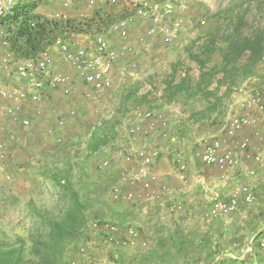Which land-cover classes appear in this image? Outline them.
Returning <instances> with one entry per match:
<instances>
[{
  "label": "trees",
  "instance_id": "trees-1",
  "mask_svg": "<svg viewBox=\"0 0 264 264\" xmlns=\"http://www.w3.org/2000/svg\"><path fill=\"white\" fill-rule=\"evenodd\" d=\"M52 1L54 3L56 0H49ZM40 2L41 0H19L10 12L0 16V29L5 32L16 59L34 58L57 41L70 40L76 36L93 37L111 22L109 15L97 13L86 18L51 19L37 13ZM263 52L264 31L254 27L246 13L230 18L225 27L214 28L190 43L186 54L188 60L196 66L197 74L193 75L190 67H182L177 77V67L181 65L174 64L172 74L162 82L160 102L162 105L181 103L188 108L194 101H202L204 107L196 110L191 115L192 119L202 122L198 125L199 129L213 126L217 123L215 112L223 107L233 92L252 80L259 81L256 72ZM81 95L80 104L79 97L70 100V103L76 101L75 109L78 112L72 118L74 122L71 128L63 132L64 137L60 133L53 134L52 129L47 133L51 136L49 141L55 139L59 144V154L49 156L46 160L48 166L39 167L37 177L51 182L55 190L54 204L51 209H47L37 208L31 201L28 202L27 207L34 221L33 228L24 236L16 234L14 240L0 234V264H69L73 257L71 253L77 252V247L87 235L90 221L88 207L91 204L89 192L108 190L110 207L126 203L114 200L110 194L117 172L113 169L101 171L99 162L94 158L108 152L118 142L122 136L120 128L125 115L131 107H141L139 103L145 102L147 97L144 94L136 95L131 90L123 94L118 102L116 100L118 106L107 120L102 115L88 114L83 94ZM124 96L128 98L127 106H131L120 114L117 110H120L119 105ZM59 111L60 108L57 113ZM62 114L60 112L57 115ZM89 121L93 123L92 131L85 141L83 152H72L71 148L77 147L79 140L88 132L83 127H87ZM195 150L193 149V154ZM78 154L82 158L72 163L70 156ZM6 166L7 170L12 167L8 156ZM9 174L12 177L10 171ZM35 183L36 181L32 185L36 186ZM9 185L11 184L3 187L0 195V209L3 213L7 209L3 195L8 191L6 188ZM208 208L202 211L205 227L202 230L199 227L196 231L180 235L179 239L171 238L169 243L159 240L158 251L149 248L147 239L148 247L142 253L140 264H151L153 261L156 264H264L260 259V252L264 249L259 247V240L264 237V228L257 231L252 229L254 216L248 219L250 215L244 216L237 211L209 218L206 216ZM95 217L97 216L92 214L91 219L107 220ZM247 232L248 235L245 236ZM248 246L251 247L249 252L246 251Z\"/></svg>",
  "mask_w": 264,
  "mask_h": 264
},
{
  "label": "built area",
  "instance_id": "built-area-1",
  "mask_svg": "<svg viewBox=\"0 0 264 264\" xmlns=\"http://www.w3.org/2000/svg\"><path fill=\"white\" fill-rule=\"evenodd\" d=\"M18 1L0 0V16L10 12ZM108 9H118V16L110 18L113 22L93 36L92 44L79 46L71 39L57 41L31 59H16L5 32L0 29V116L8 118L13 125L30 128L34 119L45 114L42 103L47 96L51 98L50 92L69 101L75 94L76 83L83 89V98L87 103L101 98L104 93L111 96L116 87V78L135 76L138 70L135 44L144 41L140 27H145L144 35L147 38L172 41L184 25L180 19H173V0H56L50 18H86L96 13L103 16L109 15L106 13ZM74 11L78 13H69ZM135 30H138L137 34ZM108 35L113 36L112 40L116 41L114 44L109 42L112 40L108 39ZM56 62H59L60 68H57L58 65L55 67ZM260 63L264 64V52ZM6 75L7 79H11L9 84L11 81L17 84L8 88L5 84ZM156 107L155 103L147 107H132L122 121L121 138L126 137L128 140L126 145H121L123 161L132 167L133 172L124 174L123 185L112 187L110 194L114 200L126 203L138 199L151 201L161 198L168 191L166 184L160 185L157 190L153 189V184L159 178L155 170L156 163L163 153L160 147H146L145 142L160 139L173 144L176 139V132L172 134L173 128L182 129L186 121L177 111L162 113ZM236 108L239 113L229 118L220 135L203 137L198 141L194 157L201 165L215 167L225 173L238 165V154L257 165L262 163V157L255 152L251 141L253 138L264 144V85L253 86L249 95L236 103ZM66 115L72 119L77 111L75 108L69 109ZM62 120L59 119L56 125H63ZM247 131L251 137L242 136L238 139ZM5 146L0 140V195L3 187L12 181L6 166ZM173 164L177 179L183 185L187 184L188 165L181 152L174 154ZM109 166V159L99 162L101 171L109 169ZM254 199L252 189L243 185L225 198L217 195L212 197L206 216L213 218L233 214L238 211L240 204L250 205ZM182 210V202L174 200L158 217V222L164 223L169 216ZM95 238L114 250H144L148 247L147 239L133 224L120 225L109 220H93L88 224L86 237L77 247L80 257L86 258L90 254ZM259 247L264 249V237L259 240ZM246 251H251V247L248 246ZM69 264L80 263L71 261ZM106 264H119L118 257Z\"/></svg>",
  "mask_w": 264,
  "mask_h": 264
},
{
  "label": "crops",
  "instance_id": "crops-1",
  "mask_svg": "<svg viewBox=\"0 0 264 264\" xmlns=\"http://www.w3.org/2000/svg\"><path fill=\"white\" fill-rule=\"evenodd\" d=\"M179 10L174 13L173 19H180L184 23V26L186 25V28H183L180 34H178V36L172 41H167L163 38H147L144 35L145 30L143 28L145 27H140L144 37V41H139L135 44L136 60L139 64L138 70L135 73V76L116 78L115 82V85L120 86L121 91L119 92V94L128 93L130 90L134 91L136 95L144 94L146 95L147 100L152 101L149 105H153L154 101H156V110H159L162 113H168L171 110H179L184 120L187 121V123L182 129L178 130L173 128L172 134L174 133L175 135L176 132V139L173 144L159 139L158 143L154 140L151 142V146H149L153 148L160 147L164 152L162 154L161 159H159V161L156 163L155 170L158 172L159 178L158 181L153 184V189L157 190L160 185L166 184L168 186L167 193H164L161 198L156 200L147 201L144 199H138L136 202L111 206L110 209L112 210V212L106 215L105 217L107 220H110L115 223H125L128 220H131V223L140 230L144 238L148 239L149 248H153V250L156 251L160 250L158 246L159 240L164 241L165 243H169L171 238L179 239L180 235L182 234H187L188 232L196 231L195 229L198 230L199 227L201 230L205 228L203 227L204 222L201 216L202 211L209 207L212 197H214L215 195L220 197L217 192L222 191V189L226 191L227 189L225 188L231 189V186L233 184H228L226 187H223L224 185L221 182L226 180L228 176H231L233 174V171L234 173L239 172L237 176L241 174V176L251 178L252 182H254L255 184L254 186H260L259 189H262L264 187V144L257 142L253 138L251 141L252 146L255 152L259 153L262 157V163L260 165H257L253 161L246 159L240 154H238L240 157L238 165L225 173L220 172L215 167H206L209 170H213L212 174L208 176L203 174L204 176L202 175L203 177H201L202 180L206 181L209 185L212 184V189L214 190L212 193H210L211 191H209L208 194L210 195V197L208 200V197H205L203 194V192L207 191V189L201 187V185H190L186 187V185L184 186L183 184H181V182L175 176L174 166H171L169 158L172 161L176 152H181L182 154L186 152L189 157L192 156V158L195 159L192 151L193 148L191 149L190 146H192L193 144L196 145V143L198 144V141H200V139L204 137L203 135L205 133V129L198 128V125H200L202 122H196L192 119L191 115L196 110L191 111L190 107L187 108L185 106H182L181 103L162 105L160 102L161 90L159 89L160 91L154 95L155 92L152 89V87L155 86L153 84V81L162 78V68L159 67V65L161 63L166 62L165 60L171 58L169 53L172 50L182 48V46L186 44L187 36L190 35L191 31L188 34L186 32L190 30L189 28L191 27L189 20H186L188 18H185L187 15H185L186 13H184V11ZM69 13L74 15L78 12L74 11ZM138 30H135L137 31L136 34L138 33ZM81 38L86 39L85 36H76L73 37V39L71 40L78 42V40ZM109 42L111 44H114L116 41L112 40ZM7 77L8 76L6 75L5 84H7L6 86L8 88H11L13 86L8 83L11 79H7ZM75 85V94L71 99L75 100V98L79 97V102V100L82 98L81 94L83 92V89H81L80 86L78 87L77 83ZM50 96L51 98L47 96L42 103V105L44 106L45 114L39 117L38 119H34L32 121V126H36L38 120H40L42 123H46L48 121V123H53V113H55L58 109L56 101L57 99H55L54 96L57 97L58 95H56L54 92H50ZM105 97L108 98L110 96H106L104 93L102 95V98L105 99ZM73 105L76 106V101H74ZM213 119L214 117L211 118V120ZM54 126L59 127L57 125ZM45 127L47 126L44 125L43 128ZM14 132L17 133L16 138L13 137ZM246 133L250 134L249 131H247ZM0 134V140H2L3 142L9 141L10 143H7L8 145L5 146V150L7 156L9 157V165L12 166L11 168L9 167L8 170L11 172V174H13L12 182L10 183L11 185L6 188V190L8 189V191L5 193V195H3V200L5 201L4 205L7 207V213L9 212V210L13 209L12 207L18 205V201L21 200V197H24L26 195L25 193L28 190V187L32 188V183L35 181L36 176L39 175V167L41 168L42 166H48L46 160L49 158L50 155L53 156L54 154H59V151L56 147L54 148L51 141H46L45 139L38 138H27L25 136V131L23 130V128L18 127V125L11 124L9 122V119L5 116H0ZM34 136L36 137L38 135L36 134ZM89 136L86 135L83 138V141L78 144V146H81L82 148V151L80 153L83 152L85 148V141L88 139ZM242 136L246 135L242 133L238 137V139ZM14 139L17 140L20 145L22 144L20 148L17 146L14 147L15 145L12 143V140ZM74 148L76 150H73ZM77 149L79 150L80 148L76 146L71 148L72 152L74 153L78 152ZM165 152L166 154H168L167 156L164 155ZM81 158L82 157H80V154H78L77 156H70L72 163L80 161ZM194 163L195 162H190L189 164L191 170H193L194 172H202V167H200L199 165H194ZM11 169H13V172ZM73 172L76 173V170H74ZM120 173L121 172H117V177L121 175ZM76 175L79 176V173H76ZM234 179L235 178H233V180ZM29 184H31V186H29ZM241 186H236L234 190L238 189ZM233 187L234 186H232V188ZM32 189H34V187ZM138 191L140 193L141 190L139 189ZM221 198L223 197L221 196ZM174 200L182 202V204L184 205L183 210L177 213L176 215L169 216L166 222L159 223L158 217L162 213H164L169 203ZM71 254L73 256L72 261L80 260L78 259L77 252L74 251V253ZM260 254V259L264 262V251H261ZM81 264L93 263H90V261L86 262V260H81Z\"/></svg>",
  "mask_w": 264,
  "mask_h": 264
},
{
  "label": "rangeland",
  "instance_id": "rangeland-1",
  "mask_svg": "<svg viewBox=\"0 0 264 264\" xmlns=\"http://www.w3.org/2000/svg\"><path fill=\"white\" fill-rule=\"evenodd\" d=\"M173 3L175 5V12H177L180 9L181 11H184V13H186L185 15L187 16L185 18H188L186 20H189L190 25H191V27L189 28L190 30L186 32L187 34L190 31L191 32H190V35L187 36L186 38V44L183 45L182 48H179V49L177 48L176 50L175 49L172 50L169 53L171 58H169L168 60H165L166 62L161 63L159 65V67L162 68L161 69L162 78H160L159 80L157 79L156 81H153V84L155 85L152 87L153 91L155 92L154 95L157 94V92H159L162 89V82L164 81V79H166L169 75L172 74L173 66L176 63H180L181 65L177 67V73H176L177 77L178 75H180L182 71V67H190L192 69V74L193 75L197 74L196 66L192 62H190L187 58L186 48L190 45L192 41H196L198 38L205 36L210 30L214 28H218V27H225L227 20H229L230 18L246 13L248 19L252 22V25L264 31V0H173ZM53 5H54L53 1L49 2V0H41L39 8L37 9V13L40 15L46 16V17H50L53 11ZM118 11H119L118 9H108L106 13H109L110 18H113V17L118 16ZM109 20L113 22V19H109ZM183 28L185 29L186 25L185 26L183 25ZM112 37L111 35H108V39L110 38V40H112ZM79 41H82V42H79ZM92 42H93V37L89 36V37H86V39L84 38L79 39L77 44L79 46H83V45L86 46V45L92 44ZM57 60L58 58L55 57V61ZM57 65H58L57 68H60L59 62H56V66ZM256 73H257L256 77H258L259 81L258 82L256 81L254 83L250 81L244 84V86H242L238 91L233 92L230 95L229 99H227L224 102L223 107L219 108V111L215 112L217 114V123H215L213 126H209L205 128L204 130L205 133L203 135L204 137H213V136L220 135L223 127L227 124L229 118L239 113L238 109L236 108V103L244 99L245 96L249 95L250 90L253 88V86L260 87L264 85V81L261 82V80L264 79V64L260 63L258 65V69ZM16 84L17 82L15 81H11L10 83V85H13V86H15ZM120 91H121L120 86L116 85L115 90H113V93L110 97L108 98L105 97V99L101 97L100 99H97L92 102H88V103L85 102L87 113L91 115L92 114L102 115V117H105V119L109 120L111 117V114L113 113L112 111H114L113 109L118 106V104L116 103V100L118 102L121 96H123V93L119 94ZM54 98L57 99L56 100L57 107L60 108L59 113L62 112L63 114L57 115L59 114L57 113L58 111L57 109V111L53 113L54 115L52 118L53 120L52 124L48 123L49 121L46 123H42L40 120H38V122L36 123V126L33 125L29 129H23L25 131V136L27 138L28 137H30V139L38 138V139H45L46 141H49V139H51V136L47 135V129L48 130L52 129L53 134L56 135L60 133V136L64 137L63 132H65L68 128H71L74 120L69 119L66 113L69 109L75 108L76 106H73V102L70 103V100L64 102L65 100L63 98H60V97H54ZM123 99L124 100L121 101L119 105L120 110H117L120 112V114H122L123 111H125L128 106H131V105L127 106L128 98H125L124 96ZM151 102L152 101L150 100H145V102L141 104L139 103V105H142L145 107L147 104H150ZM154 103H156V101H154ZM202 107H204L203 102L196 100L194 101V103L191 104L190 109L191 111H194V110H197V108L201 109ZM177 112L181 114L179 110H177ZM58 117L59 119L61 118L63 119L62 120L63 125L56 127L54 125H56ZM79 117L82 120V117L80 115ZM262 122H264V120H262ZM88 123L89 124L87 127L85 126L83 127L84 131L85 130L88 131L85 133V136L86 135L89 136L92 131L91 126L93 125V123L92 122L90 123V121ZM80 124H82V122ZM44 125L47 126L45 127L46 129L43 128ZM16 134L17 133L14 132V135H15V136L13 135L14 138H16ZM36 134L38 136L35 137L34 135ZM244 135L251 137L250 134L246 132L244 133ZM12 141H13L12 143L15 145L14 147L17 146L20 148V146H22V144L20 145V143L17 140L14 139ZM54 141L55 139L51 141L54 148L55 147L57 148V146L59 147V144H57L56 141L55 142ZM82 141L83 139L79 140V142H82ZM152 141L154 140H151L148 142L146 141L145 144L147 145L145 146L146 147L151 146ZM158 141L159 139H155V142L158 143ZM4 143L6 145L10 144L9 141L7 142L4 141ZM127 143H128V140L126 139V137L119 138L118 142L114 144L108 150V152L102 153L100 156H95L94 158V160H96L97 162H100L104 159H109L110 166L108 170L113 169L115 172H121L120 173L121 175L116 177L117 179L112 184V186L123 185L124 174L128 175L129 173L132 174L133 172L132 167L131 166L128 167L127 165H125L123 161V148L121 147V145H126ZM77 147L80 148L79 150L77 149V151L81 152L82 151L81 146H77ZM190 148L191 149L193 148L194 150L198 149L197 143L196 145L193 144L192 146H190ZM73 150H76V149L74 148ZM162 153H164L163 150H162ZM164 155L167 156L168 154H166L165 152ZM182 155L184 156V159L188 165V171H187L188 183L185 184L186 187L190 185H201V187L207 189V191L203 192L204 191L203 190L202 192L205 197H208L207 198L208 200L210 197V195L208 194L209 191H211L210 193H212L214 190L212 189V184L209 185L206 181L202 180L201 177L204 176L203 174L207 176L212 174L213 170H209L203 165H201L200 163H197L195 159H193L192 156L189 157L186 152H184V154ZM169 160H170L171 166H174V171H175L174 173L176 176L177 171L175 170L176 169L175 165L172 163L173 160L171 161L170 158ZM190 162H195L194 165H199L200 167H202L201 168L202 172L200 171L194 172L193 170H191V167L189 165ZM232 173L233 174L231 176H228V178L221 183L224 185L223 187H226L228 184H233L232 186L234 187L232 188L231 186V189L225 188L227 189L226 191L222 189V191L217 192L218 195L220 196V198L221 196L225 198L230 193L233 192L236 186L238 187L243 184L248 185L252 189L255 199L253 203L250 205L240 204L238 212H240V214H243L244 216L250 215V218L248 219H251L254 216V220L251 223L252 229L254 231L262 230L264 228V187L262 189L261 188L259 189L260 186L259 185L254 186L255 184L254 182H252L251 178L241 176V174L237 176L239 172L234 173L233 171ZM233 178L235 179L233 180ZM35 181H36L35 183L36 186L32 185V188L34 187V189H32L31 187H28V190L25 193L26 195L24 197H21V200L18 201L17 206L12 207L13 209L9 210V212L7 213L6 212L3 213L2 210L0 209V218H1L0 234L4 235L7 239L14 240L16 234H20L24 236L29 230L33 228L34 221H33L31 212L28 210L29 207H27L29 201H31V203H33L37 208L51 209L54 204L53 197L55 194L54 193L55 190L52 188L51 182L46 180V178L42 179L39 176L35 179ZM29 186H31V184H29ZM107 192L108 190H105V191L103 190L99 192H96V191L89 192L90 194L88 195V199L91 204L88 207V215L90 217L89 218L90 221L93 220L91 219L92 214L96 215L97 217L95 218L97 219L98 217H102L103 219H106L105 218L106 215L112 212V210L110 209L111 207L108 204ZM124 224H132V223H131V220L130 221L128 220ZM246 235H248V232L245 233V236ZM252 240L253 238L250 239L251 242ZM143 251L144 250H128V251L127 250H116V249L114 250V249H111V248H108L102 245L98 241V239L95 238V245L92 248L90 254L86 258H82L78 255V259H80L78 260V262L81 264V260L82 261L86 260V262L90 261V263H93V264H103V263L112 261L115 257H118L119 264H132V263L140 264L142 262V260L140 259L143 257L142 256V253H144ZM134 257H136V260L134 259ZM175 263H172V264H175ZM151 264H156V263H154L153 261Z\"/></svg>",
  "mask_w": 264,
  "mask_h": 264
}]
</instances>
